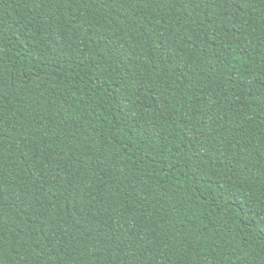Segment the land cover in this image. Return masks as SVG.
Here are the masks:
<instances>
[{"label":"trees","instance_id":"obj_1","mask_svg":"<svg viewBox=\"0 0 264 264\" xmlns=\"http://www.w3.org/2000/svg\"><path fill=\"white\" fill-rule=\"evenodd\" d=\"M0 264H264V0H0Z\"/></svg>","mask_w":264,"mask_h":264}]
</instances>
